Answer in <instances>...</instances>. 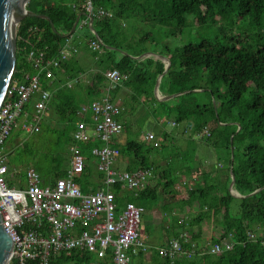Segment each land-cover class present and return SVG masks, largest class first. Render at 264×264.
Listing matches in <instances>:
<instances>
[{
	"label": "trees",
	"instance_id": "obj_1",
	"mask_svg": "<svg viewBox=\"0 0 264 264\" xmlns=\"http://www.w3.org/2000/svg\"><path fill=\"white\" fill-rule=\"evenodd\" d=\"M85 1L28 0L25 9L47 15L55 31L44 18L27 16L21 19L16 31V62L12 81H23L25 74L36 73L27 60L29 51L43 50L47 58L54 57L68 40L77 50L61 61L58 67L53 68V75L62 72L64 81L76 80L86 69L80 64L78 54L86 52L97 74L91 85H87L90 97L88 101L100 97L107 86L104 72L107 69H117L128 74V78L110 91V98L114 100L124 91L128 97L124 112H132L136 109L137 94L151 97L155 80L164 70V63L160 60H137V56L147 51L142 46L144 37L129 43L123 41L121 32L117 31L122 26L118 21L137 18V7H145V2L116 0L117 3L111 9L113 17H94L93 31L88 25L77 26L68 36L76 16L84 11L82 5ZM90 1L95 8L103 7L104 0ZM155 6L157 10H152L149 14L150 20L172 28L174 32L182 30L178 26L179 18L191 15L205 16L206 27H214L217 34H220L189 42L181 50L160 52L170 61L160 83L167 85V94H181L158 106L164 107V116L169 113L175 125L182 124L186 129L187 122L190 121L191 132L195 135H200L205 127L212 124L209 135L201 134L200 137L204 139L206 146L214 149L216 161L223 164V168L215 173L202 171L200 179L197 178L184 187V198L188 200L190 213L186 215V208H181L177 218L170 217L172 224L168 238H179L185 248L196 237L204 245L206 242L220 243L225 238L234 241L230 250L218 254L206 253L190 259L180 257L175 264H264V247L259 236L264 231V0H170ZM234 13L248 20L250 33L251 30L255 31L251 34L228 33L226 27L216 25L215 15L229 17ZM84 18V15H80L79 20ZM227 25L229 28L233 26L229 21ZM93 32L101 40L96 49L89 46V40L95 39ZM53 82L43 74L40 75L41 88L52 91ZM54 87L50 104L55 105V125H51V121H42L39 131L32 133L45 130L54 138L50 161L46 166L33 162L27 168H33L39 174L43 185H52L65 174L70 161V148L77 144L80 153L87 157L84 173L78 180L81 191H93L96 185L89 181L92 176L90 151L102 142H74L71 133L82 117L79 115L80 106L75 95L71 94V88L60 87L59 83H55ZM195 89L202 91H193ZM151 99L153 100L152 97ZM123 126L126 129L125 124ZM13 135L17 137L20 132L11 134L7 143H12ZM13 147L15 150L16 146ZM154 148L145 141L130 137L120 145V157L129 171L150 168V154ZM177 157L176 166L170 164L167 168L164 188L175 186L176 170L189 172L194 166L190 162L191 155L188 151H181ZM10 163L12 162H7L9 171ZM231 163L234 195L229 190ZM96 176L102 177V174L98 172ZM111 189L115 192L118 206L123 204V200L141 207L147 203L144 187L127 193L119 185H114ZM257 189L256 193L249 195ZM183 233L187 234L188 242L182 241L180 234ZM249 234H254L256 238H250ZM138 256L141 257L142 253H138ZM10 264L17 263L11 261ZM49 264H111V261L109 255L97 258L86 251L71 250L51 256ZM153 264H169V260L158 255L156 250Z\"/></svg>",
	"mask_w": 264,
	"mask_h": 264
},
{
	"label": "built area",
	"instance_id": "obj_2",
	"mask_svg": "<svg viewBox=\"0 0 264 264\" xmlns=\"http://www.w3.org/2000/svg\"><path fill=\"white\" fill-rule=\"evenodd\" d=\"M83 12L97 18L113 17V11L95 8L90 0L82 5ZM88 25V16L78 21V26ZM91 49L99 47V41L89 40ZM77 48L68 40L54 57L47 58L43 50L29 51L27 60L35 68L33 75H24L23 81H11L0 106V216L4 231L12 240L11 261L17 264H49L51 256L71 250L86 251L97 258L110 256L111 264H128L131 256L146 252L150 246L140 236L143 207L125 201L122 206L115 202V192L110 188L119 185L121 190L135 191L152 176L151 168L133 171L117 169L119 146L113 144L123 130L121 107L110 98V91L122 85L128 74L117 69H107L105 94L87 105H81L71 136L75 143L86 144L91 140L102 142L92 147L90 154L98 172L102 174L100 185L93 191L83 193L78 180L84 173L86 156L77 144L71 146L69 165L62 177L52 185H43L33 168L25 171L23 188L7 184L8 173L6 143L14 129L22 132L39 131L44 111L50 98L49 91L41 88L40 75L52 79L53 68L75 53ZM36 97L31 113L26 111L30 100ZM20 117L23 120L19 122ZM209 127L202 135H209ZM147 134L146 138H151ZM231 237V235H228ZM264 247V231L260 234ZM188 242L186 233L180 234ZM250 238H256L249 234ZM198 243V244H197ZM234 241L225 238L220 243L205 245L200 238L190 241L185 248L179 238H171L156 247L158 255L175 264L180 257L193 258L206 253L218 254L232 249Z\"/></svg>",
	"mask_w": 264,
	"mask_h": 264
},
{
	"label": "crops",
	"instance_id": "obj_3",
	"mask_svg": "<svg viewBox=\"0 0 264 264\" xmlns=\"http://www.w3.org/2000/svg\"><path fill=\"white\" fill-rule=\"evenodd\" d=\"M144 53L141 56L140 55L137 56V60L152 58L150 57V55L155 56L154 53L152 54L147 51ZM78 59L80 64L86 67L85 71L80 73L78 78L74 81H70V80L64 81L65 78L63 73L58 72V74L53 75L51 80L54 82L52 83L51 86L54 91H55V87H54L55 83H59L60 87L67 86L71 88L72 89L71 94L75 95L78 105L81 106V105H87L91 102L88 101L90 97L88 94L87 85H91L92 80H95L94 77H96L97 74L93 68V62L89 57L86 58V60H84V56L80 52L78 54ZM159 86L161 87L160 92L158 89ZM105 88L102 91L101 96L105 94ZM52 91H49L50 98L47 104V109L44 111L42 121H44L45 117L51 116L52 114L56 115V111L53 108L55 107V105L50 104L51 96L53 95ZM166 91H167V85H165L164 83L161 84L159 80L157 85V90L154 87V90L152 91L151 97L153 98V100L151 99V97H148L144 94H137V136L139 137V140L145 141L146 143L153 145L155 148L150 154V161H151L150 168L152 170V176L147 178L143 186L140 187V188L144 187L145 200L147 201L146 205L144 206L145 209L143 207V227H141V230L142 231L144 230L143 236L141 233L140 236L144 238L143 239L141 237V239L145 243H147L150 246V248L146 252L142 253L141 257H139L138 254L132 255L131 260L129 261V263L132 264H153L154 251H156L155 248L161 246L166 241L173 238V237L168 238L169 235L168 233L171 229L170 225L172 224V219L170 217L177 218L180 214L181 208H186L185 210L186 215L190 213V209L188 207V200L184 198L185 196L184 187L190 184L191 182L195 181L197 178L200 179L202 171L204 173L206 172L215 173L217 170H221L223 168L222 167L223 164L216 161L214 149L210 146H206L203 138L191 132L190 121L187 122L186 129L180 125L178 126L175 125L173 121L171 122L172 124L171 127H174L175 125L176 129L173 128V130H171L165 127L164 125L165 116L163 114V111H165L163 109L164 107L163 106L161 107V105L160 107L162 109H159V106L156 107L155 102L158 101L154 99V96L162 100L169 99L166 98V96L169 95L166 93ZM122 94L125 95V92L123 91ZM158 94L161 96H158ZM35 99L36 97H33L28 103L26 107V111L28 113L32 112L33 103ZM116 100L122 101V99L120 98V93L116 96V98H114L113 101L116 102L122 109L120 118L122 124L124 125L125 122L123 118L126 117L124 115H126L129 111L124 112L126 109L124 101L120 102L121 103L120 104ZM157 112L160 114H157ZM145 114H147L146 117L144 116ZM142 119H144V121ZM22 120L23 117H20L19 122H21ZM141 121L144 122V125L146 123V126L148 128L146 132H143L142 129H140ZM123 130H124V126H123ZM123 130L120 136L116 139V142L113 141V144L119 146V148L120 145H123L126 142V138L123 136ZM17 131L23 133L21 128L18 127L14 129L11 134L16 133ZM27 134H32V133H27ZM147 134H152V137L146 138ZM8 146L10 145L6 143L7 162L9 161L8 156L15 148L13 147V149H8ZM181 151H188L190 153L191 155L190 162H193L194 166L192 167V170L189 172L188 171L180 172L176 170L174 172V176L176 177L175 186L170 189L164 188L163 183L167 181V176H168L167 168L170 164L171 166L172 165L176 166L178 160L177 155L180 154ZM209 152H211V157ZM120 162L122 163V165H125L124 170H127L126 164L122 161L121 157L119 156L116 163L120 164ZM8 172H10L9 166H8ZM91 177L89 178V181L93 185H96L95 188L101 184L100 178L102 177L96 176L97 182H93ZM128 191L129 190H126L125 193H127ZM231 191L232 190H230V192ZM124 202L125 200H123V204ZM158 225H160V227ZM155 226L156 228L158 227V229H156ZM160 229H161V234L158 233L156 235V240H153L154 238L151 236L152 232L160 231ZM202 264H206V263L203 262Z\"/></svg>",
	"mask_w": 264,
	"mask_h": 264
},
{
	"label": "rangeland",
	"instance_id": "obj_4",
	"mask_svg": "<svg viewBox=\"0 0 264 264\" xmlns=\"http://www.w3.org/2000/svg\"><path fill=\"white\" fill-rule=\"evenodd\" d=\"M137 2L144 1L145 7H137V18L132 19H126V20H119L118 24L122 25L120 30L121 32V38L122 40L126 42H134L136 39L138 40L139 37H144V41L142 43V46L147 49V52L154 53V54H160V52H172L174 50H181L185 45H187L189 42H196L204 39L205 37L215 36L220 34H217V31L214 30V27H206L207 26V20L205 16L200 17H194L191 15L182 16L179 18L178 26L182 29L180 32H174V30L171 28H168L167 26H162L160 24L155 23L154 21L150 20V13H152V10H157L156 4L161 3H167L170 0H135ZM115 3H117L116 0H104L103 7L112 9L115 6ZM223 11H225V8H223ZM214 19L216 21V25L224 26L226 27V32L228 33H242L245 34H251L249 27H248V20L244 19L243 17L240 18L237 13H234V15H231L229 17H223L220 15H215ZM227 21H229L230 24H233L231 28L227 25ZM166 25V24H165ZM84 56V60L88 58V55L86 52H81ZM162 55V54H161ZM152 59L154 60H160L164 62L161 58H157L153 55H150ZM168 58V57H167ZM158 77V76H157ZM157 78L155 80V83L153 85L152 91L154 90V87L156 85ZM162 84V83H161ZM160 86H159V92H160ZM198 91H202L201 89H197ZM154 96V95H153ZM158 96H161L158 94ZM118 98V97H117ZM120 98L122 101H128L127 95H121ZM174 98V97H172ZM158 99L154 96V99L158 102L156 103V107L160 103L168 102V100L172 99ZM117 102H122L118 101ZM121 104V103H120ZM135 111L128 112L125 118H123L125 122L126 129L123 130V136L127 138H133L139 139L137 136V104L135 105ZM160 108V107H159ZM160 112V111H159ZM157 114H160L157 112ZM169 114V113H168ZM166 115L164 117V125L166 128L173 130L176 129L175 125L174 127H171L172 117L171 115ZM57 120V116L55 114H52L51 116L45 117L44 121L49 122L51 121V125H55V121ZM175 124V123H174ZM140 129H142L143 132H146L148 130L146 123L144 125V122H140ZM178 126V125H177ZM182 126V124L180 125ZM213 125H209V127H212ZM204 135V134H203ZM201 136V134L199 135ZM51 135H48L45 130H43L41 133L37 134H25L20 133L18 137L12 136V143L9 142L8 149H13V146H16L15 150H12L10 155L8 156L10 163V172L6 175V181L7 184L11 187L21 188L24 187L26 184L25 179V171L27 169V166L32 164L33 162H39L40 164L46 166L48 162L50 161V152L53 151L54 147V138H52ZM210 157H211V152ZM92 163V181H96V175L97 170L95 166V161L91 159ZM115 166L119 169H124L125 165H122L116 163ZM10 183V184H9ZM160 227V225H158ZM141 227H143V219L141 223ZM156 228V226H155ZM158 229V227L156 228ZM144 231V230H143ZM143 231L140 229V233L143 236ZM160 233V231H154L152 232L153 240H156V235ZM206 234L208 235V230H206ZM141 236V237H142ZM143 238V237H142ZM144 239V238H143ZM132 264V263H129ZM206 264H208L206 262Z\"/></svg>",
	"mask_w": 264,
	"mask_h": 264
},
{
	"label": "water",
	"instance_id": "obj_5",
	"mask_svg": "<svg viewBox=\"0 0 264 264\" xmlns=\"http://www.w3.org/2000/svg\"><path fill=\"white\" fill-rule=\"evenodd\" d=\"M27 2L28 0H0V106L6 96V92L10 85V82L12 81V75L15 69V62H16L15 42H16V31H17L18 23L21 21L22 18L27 16L44 18L49 21L51 29L55 31L54 25L47 15L35 13L25 9V4ZM80 15L88 16V27L91 30L93 29L92 28L93 17L86 14L85 12H82L76 16L70 31L67 33L68 36H70L76 30L78 26V21L80 19ZM93 33L95 35V38L99 41V43H101L99 36L95 32ZM109 47L113 48L111 46ZM141 55H143V53ZM154 55L161 58L164 61L163 62L164 70L160 75H158L155 85V89L157 90L158 82L161 76L167 71L170 65V61L167 57L163 55L160 54H154ZM193 91H198V90L195 89ZM180 94L181 92L169 94L168 96H166V98H172ZM232 160H233V153L231 154V162ZM229 168L231 175L229 190H232V185L234 181V173L232 172V163ZM258 190L259 189L253 191L249 195L256 193ZM12 252H13L12 240L2 227L1 216H0V264H10Z\"/></svg>",
	"mask_w": 264,
	"mask_h": 264
}]
</instances>
